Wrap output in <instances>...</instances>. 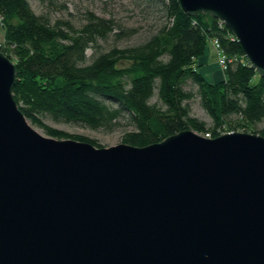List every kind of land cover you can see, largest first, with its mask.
I'll use <instances>...</instances> for the list:
<instances>
[{"label": "water", "instance_id": "water-1", "mask_svg": "<svg viewBox=\"0 0 264 264\" xmlns=\"http://www.w3.org/2000/svg\"><path fill=\"white\" fill-rule=\"evenodd\" d=\"M264 76V0H179ZM0 50V264H264V137L187 130L145 147L44 137Z\"/></svg>", "mask_w": 264, "mask_h": 264}, {"label": "trees", "instance_id": "trees-1", "mask_svg": "<svg viewBox=\"0 0 264 264\" xmlns=\"http://www.w3.org/2000/svg\"><path fill=\"white\" fill-rule=\"evenodd\" d=\"M142 3L160 14L163 25L140 45L101 52L97 41L113 33L112 20L86 12L80 27L63 20L51 24L34 14L29 0H0V50L15 59L12 96L25 119L46 136L63 140L69 136L45 125L43 117L105 133L123 127L122 141L133 147L181 131L215 138L223 126L234 132L239 126L264 125V76L252 70L231 32L208 15L188 16L179 0ZM208 41H217L229 60L216 82L199 71ZM194 99L211 124L191 115ZM258 135L264 137V128ZM76 140L99 148L94 140Z\"/></svg>", "mask_w": 264, "mask_h": 264}, {"label": "rangeland", "instance_id": "rangeland-1", "mask_svg": "<svg viewBox=\"0 0 264 264\" xmlns=\"http://www.w3.org/2000/svg\"><path fill=\"white\" fill-rule=\"evenodd\" d=\"M29 4L34 14L43 16L51 24L57 20H63L69 21L75 27H80V25L84 23L86 12H90L99 18L112 20L116 25L113 33L105 40L97 41V49L101 52L108 51L112 48L124 49L140 45L152 36L164 23L160 14L155 16L151 11L144 8L142 0H55V3L52 5H47L46 3L37 0H29ZM128 32H130L129 35H126L125 33ZM114 34H118L120 38H116ZM2 44L3 31L0 28V45ZM206 54H210L209 64L216 63L218 69L217 72H220L219 77H223V71L218 65L217 52L210 41L207 42V49L204 55ZM91 56L92 51L88 50L86 52L87 62L90 61ZM203 56L201 58H203ZM201 58H199V60ZM11 60L14 63L15 59L11 58ZM199 71L209 82L217 81V79H215L217 75L212 74L214 70H211L210 66H204L201 64ZM189 87L190 86H188V88ZM154 101L155 99H153L152 102ZM190 108L193 117L205 121L208 125L211 124L209 117L201 109L197 99L190 102ZM42 122L56 131L65 133L69 136L68 139L75 141H78L76 139L79 138L94 140L97 142L99 148H109L124 144L122 140L126 129L123 127L116 129L112 133H105L101 131H92L74 124L56 123L47 117H43ZM29 125L40 135L48 137L42 129L33 126L30 123ZM262 128H264L263 124H258L253 127L239 126L234 132L258 135V132ZM226 130L227 128L223 126L219 129V132L223 134L231 133ZM49 138L55 139L53 137Z\"/></svg>", "mask_w": 264, "mask_h": 264}, {"label": "built area", "instance_id": "built-area-1", "mask_svg": "<svg viewBox=\"0 0 264 264\" xmlns=\"http://www.w3.org/2000/svg\"><path fill=\"white\" fill-rule=\"evenodd\" d=\"M212 46H214V49L217 52L218 65L220 66L222 71L226 70V65H227V62H229V60H227V58L224 56V54L220 50V47H219L217 41H212ZM217 132L219 133V136L223 134V133L219 132V130ZM202 137H204L206 139H212L213 138L211 133H206V134L202 135Z\"/></svg>", "mask_w": 264, "mask_h": 264}, {"label": "crops", "instance_id": "crops-1", "mask_svg": "<svg viewBox=\"0 0 264 264\" xmlns=\"http://www.w3.org/2000/svg\"><path fill=\"white\" fill-rule=\"evenodd\" d=\"M209 52H210V50H209ZM205 54V53H204ZM209 58H210V54H206V55H204L203 56V58H201L200 60H199V64H203L204 66L205 65H207V66H210V69L211 70H214L213 71V73L212 74H216L217 76L215 77V79H219V78H222V77H219V75H220V72H217L218 71V69H217V65H216V63H213V64H209ZM216 71V72H215Z\"/></svg>", "mask_w": 264, "mask_h": 264}]
</instances>
